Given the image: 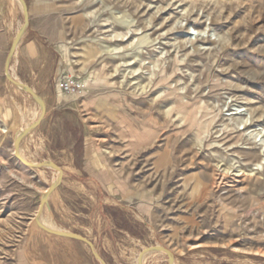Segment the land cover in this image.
Returning <instances> with one entry per match:
<instances>
[{
	"label": "rangeland",
	"instance_id": "rangeland-1",
	"mask_svg": "<svg viewBox=\"0 0 264 264\" xmlns=\"http://www.w3.org/2000/svg\"><path fill=\"white\" fill-rule=\"evenodd\" d=\"M23 1L28 27L9 71L47 113L43 136L21 148L64 175L36 220L59 173L12 154L14 135L40 110L4 74L24 18L19 0H0V121L10 127L0 130V264H100L87 244L50 233L55 223L91 238L106 264H264V164L254 165L264 0ZM65 75L82 94L61 90ZM179 101L200 129L181 121ZM85 144L97 178L81 168ZM158 245L170 262L151 254Z\"/></svg>",
	"mask_w": 264,
	"mask_h": 264
},
{
	"label": "water",
	"instance_id": "water-1",
	"mask_svg": "<svg viewBox=\"0 0 264 264\" xmlns=\"http://www.w3.org/2000/svg\"><path fill=\"white\" fill-rule=\"evenodd\" d=\"M21 5H22V11H23V18H24V25L22 26V28L16 33L15 38L13 40V43L11 45V48L7 54L8 59L6 58L5 61V65H4V74L6 76V78L9 80V82L13 83L16 86H19V89H22L24 92H26L34 101V103L40 108V112L37 118H35L34 122L29 125L28 127L24 128L21 131H18L17 135L14 136V143H13V155L14 157L20 161L24 166L30 167V168H47V169H55L57 171H59V176L57 178V180L55 182H53L47 189L45 193H43L40 198H39V202H40V207L38 209L37 212V216H36V220H38V216L40 215V213L43 211L44 206L47 205V208L49 209V202L47 199V196L49 194L52 193V191L58 186L59 182L61 181V176L63 171L60 169V167L58 165H56L53 162H47V161H43V162H31V161H27L25 160V158L20 154L19 150H20V145L22 140L24 139V137H26L29 133H31L35 127H37L40 122L41 119L44 117L45 115V105L42 101V99L39 97V95L36 93V91L34 89H31L28 85H26L25 83L21 82V81H15L14 78L10 75V73L8 72L9 66L11 64L12 61H9L10 57L14 52H15V48L17 46L18 43V39L20 37H22L24 31L26 30V28L28 27V12H27V8L26 5L24 3L23 0H19ZM44 228V227H43ZM50 233L52 234H57L60 236H64L67 238H74L77 239L85 244L88 245L89 249H91L92 254L94 255L95 259L98 260L100 262V264H106V262L104 261V259H102V257L99 255V253L96 252L94 243L86 236L77 233V232H64V231H60V230H53L50 231ZM158 247V249L163 250L166 252V254L168 255L169 258V262L170 260L173 258L172 252L170 251L169 248L163 247V246H156ZM140 264V263H139Z\"/></svg>",
	"mask_w": 264,
	"mask_h": 264
},
{
	"label": "bare ground",
	"instance_id": "bare-ground-1",
	"mask_svg": "<svg viewBox=\"0 0 264 264\" xmlns=\"http://www.w3.org/2000/svg\"><path fill=\"white\" fill-rule=\"evenodd\" d=\"M11 2L10 3H13V0H10ZM9 3V4H10ZM12 6V5H11ZM19 6H20V4H19ZM11 8V7H10ZM150 38V37H149ZM20 43H21V41L19 40V42L17 43V46H16V48H15V52L11 55V56H9L10 57V59H9V61H12L14 58H15V56H16V49L19 47V45H20ZM62 46V45H61ZM65 48V47H64ZM100 48L103 50V51H106V52H117L118 51V48H117V46L115 47V46H109V45H106V44H103V43H101L100 44ZM120 48V47H119ZM133 58H134V56H133ZM8 59V58H7ZM141 61V60H140ZM10 68L8 69V72L10 73ZM130 71V70H129ZM162 74V73H161ZM10 75H11V73H10ZM135 75V74H134ZM12 76V75H11ZM159 77H160V75H159ZM134 78V77H133ZM132 78V79H133ZM161 78V77H160ZM162 78H164V77H162ZM14 80L16 81H19L18 80V78L16 77V78H14ZM140 80V79H139ZM159 80V79H158ZM131 83V82H130ZM156 83V82H155ZM13 84V83H12ZM14 85V84H13ZM154 86V85H153ZM14 87L15 88H19V86H16V85H14ZM150 91V90H149ZM181 96H183L182 94H181ZM201 97V96H200ZM154 98V97H153ZM237 98V97H236ZM158 99V98H157ZM186 99V98H185ZM238 99V98H237ZM242 99V98H241ZM154 100V99H153ZM170 102V101H169ZM148 104V103H147ZM238 104V103H237ZM150 105V104H149ZM176 108H177V110H178V113H180L181 114V121H184V122H189V123H191V124H197L198 125V129H200L201 128V124H202V122H201V119L197 116V113L194 111V109L193 108H191V106H189V103L188 102H183V101H179V102H177V105H176ZM240 108V107H239ZM38 109V108H37ZM39 110H40V108H39ZM165 113V112H164ZM243 117V116H242ZM35 118H36V116H35ZM246 119V118H245ZM240 121V120H239ZM34 122V121H33ZM33 122H31L29 125H31ZM182 123V122H181ZM242 123V122H241ZM250 123V122H249ZM28 125V126H29ZM253 125V124H252ZM262 125V124H261ZM27 126V127H28ZM244 126V125H243ZM254 126H256V128H255V130L257 131V136H258V142H259V144H260V147H262V149H263V156H262V158L260 159V160H258L257 162H255V164L254 165H256V168L258 169V168H262L263 167V164H264V127L263 126H259L258 124H255ZM0 130L2 131V132H4V133H6V132H8L9 130H10V127H8L7 125H4L1 121H0ZM254 130V131H255ZM195 131V130H194ZM263 132V133H262ZM201 138V137H200ZM26 139V138H25ZM24 140V139H23ZM21 146V145H20ZM241 150V149H240ZM19 152H20V154L25 158V160H27V161H31V162H36V161H33V160H31L30 159V155L28 156L27 154H24L23 153V148H20V150H19ZM241 157V156H240ZM249 158V157H248ZM243 164H246V163H243ZM246 169V168H245ZM58 173H59V171H57ZM238 175H244V171L241 173V174H238ZM226 173H221V174H219V176L216 178V180H217V183L218 184H222L223 182H225L226 180ZM238 178V177H237ZM233 181V180H232ZM241 182V181H240ZM239 183V182H238ZM45 192H47L46 190H44L43 191V193H45ZM49 196V195H48ZM48 196H47V199H48ZM52 228H53V230H60V231H64V232H67L66 230H64V229H61L56 223L55 224H53V226H52ZM55 235H57V234H55ZM57 236H60V235H57ZM96 249V248H95ZM96 252L98 253V250L96 249ZM26 253H27V251H26ZM25 253V254H26ZM38 253V252H37ZM147 253V252H146ZM164 253H166L165 251H163V250H160V249H158V247H156L155 246V250L154 251H152V255H156V254H164ZM28 255V254H27ZM27 258V257H26ZM39 258V257H38ZM32 264H42L41 263V259H38V260H32ZM175 264H177V262H175ZM179 264V263H178Z\"/></svg>",
	"mask_w": 264,
	"mask_h": 264
},
{
	"label": "crops",
	"instance_id": "crops-1",
	"mask_svg": "<svg viewBox=\"0 0 264 264\" xmlns=\"http://www.w3.org/2000/svg\"><path fill=\"white\" fill-rule=\"evenodd\" d=\"M26 56L28 55V53L27 52H25L24 53ZM27 85V84H26ZM29 86V85H28ZM46 113H47V105H46V108H45V115H46ZM44 115V117L41 119V122H40V124L37 126V127H35L34 128V130L31 132V133H29L26 137H24V140H22V142H21V146H20V148L22 147V144L23 143H25V141H29V139H30V137L35 133V137L38 139V138H40V136L42 135L43 136V133L44 132H42V131H39L40 129H41V127L46 123V121H44L45 120V118H46V116ZM18 133V132H17ZM17 133L15 134V135H17ZM14 135V136H15ZM26 138V139H25ZM14 137H13V142H12V146H13V143H14ZM14 150V149H13ZM47 151V150H46ZM13 152V151H12ZM46 153H48V155H49V152L47 151ZM37 161V160H36ZM43 161H45V158H43L42 160L40 159V160H38L37 162H43ZM20 162V161H19ZM83 163H82V170H83V172L85 171L86 173H88L89 174V176L90 177H93V178H97V174H98V169H95V168H91V165H90V163H91V158H90V152L88 151V146H87V144H85V146L83 147V161H82ZM27 167V166H26ZM42 169H47V168H41V169H39V170H42ZM64 175V172H63V174H62V176ZM100 224H101V226L104 228V232H106L108 229H107V227H109L110 228V231H112V229H113V226H114V223H113V220L112 219H104V218H102V220H100ZM109 231V230H108ZM107 233V232H106ZM100 237V236H99ZM68 239H71V240H76V241H78V242H81V241H79V240H77V239H74V238H68ZM91 241H92V239L91 238H89ZM93 242V241H92ZM76 249H77V247H76ZM71 264H74V263H71Z\"/></svg>",
	"mask_w": 264,
	"mask_h": 264
},
{
	"label": "built area",
	"instance_id": "built-area-1",
	"mask_svg": "<svg viewBox=\"0 0 264 264\" xmlns=\"http://www.w3.org/2000/svg\"><path fill=\"white\" fill-rule=\"evenodd\" d=\"M60 88L67 94H82V91L85 89L83 83L77 77L69 75H65L60 80Z\"/></svg>",
	"mask_w": 264,
	"mask_h": 264
}]
</instances>
